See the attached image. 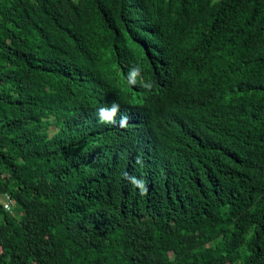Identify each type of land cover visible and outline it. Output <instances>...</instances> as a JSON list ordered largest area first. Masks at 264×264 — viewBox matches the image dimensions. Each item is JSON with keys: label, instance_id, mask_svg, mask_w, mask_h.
Listing matches in <instances>:
<instances>
[{"label": "trees", "instance_id": "1", "mask_svg": "<svg viewBox=\"0 0 264 264\" xmlns=\"http://www.w3.org/2000/svg\"><path fill=\"white\" fill-rule=\"evenodd\" d=\"M3 193L0 264H264V0H0Z\"/></svg>", "mask_w": 264, "mask_h": 264}, {"label": "clouds", "instance_id": "2", "mask_svg": "<svg viewBox=\"0 0 264 264\" xmlns=\"http://www.w3.org/2000/svg\"><path fill=\"white\" fill-rule=\"evenodd\" d=\"M137 76H138V72L133 71L131 73V77H130L129 82L131 84L137 83ZM145 80L154 82V81L149 80V79H145ZM140 83L146 89L150 90L152 87V84L150 82H145V81H143V79L140 80ZM119 107H120V105L118 103L113 102L110 108H100L99 113H100L101 121L106 122V123L116 124L117 121L114 119V117L116 116L117 112L119 111ZM128 119L129 118L127 115L121 116L120 121H119V126L120 127H126L127 123H128ZM137 163L142 164V160L140 157H137ZM124 176H125V178L129 179L133 185H135L139 188L140 195H146L147 194L148 189L146 187V182L143 179H137L134 176L129 177L127 173H124Z\"/></svg>", "mask_w": 264, "mask_h": 264}, {"label": "built area", "instance_id": "3", "mask_svg": "<svg viewBox=\"0 0 264 264\" xmlns=\"http://www.w3.org/2000/svg\"><path fill=\"white\" fill-rule=\"evenodd\" d=\"M0 202H2L3 207L5 210L7 211H11V207L14 204L13 199L7 194V193H3L0 197Z\"/></svg>", "mask_w": 264, "mask_h": 264}]
</instances>
